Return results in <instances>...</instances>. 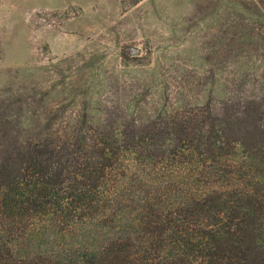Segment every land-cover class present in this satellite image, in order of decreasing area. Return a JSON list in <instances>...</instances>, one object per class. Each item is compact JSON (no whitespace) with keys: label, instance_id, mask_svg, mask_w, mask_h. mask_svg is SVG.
<instances>
[{"label":"rangeland","instance_id":"rangeland-1","mask_svg":"<svg viewBox=\"0 0 264 264\" xmlns=\"http://www.w3.org/2000/svg\"><path fill=\"white\" fill-rule=\"evenodd\" d=\"M131 1L0 0V151L40 132L144 126L158 138L147 149L153 158L114 167L109 189L114 212L124 207L136 226L146 218L145 237L197 220L195 190L233 185L220 162L198 171L186 153L174 155L185 144L175 127L186 121L194 131L230 102L264 98V0ZM51 224L26 216L0 221V264L48 263L79 240L97 242V229L69 236L68 223L53 231ZM161 253L157 246L151 256ZM219 253L236 259V252Z\"/></svg>","mask_w":264,"mask_h":264},{"label":"trees","instance_id":"trees-1","mask_svg":"<svg viewBox=\"0 0 264 264\" xmlns=\"http://www.w3.org/2000/svg\"><path fill=\"white\" fill-rule=\"evenodd\" d=\"M197 129L199 142L192 137ZM194 131L186 121L175 127L177 140L185 144L174 155L186 153L198 171L211 160L220 162L235 180L223 191L195 190L190 204L198 219L182 220L180 232L147 230L142 237L145 217H137L136 226L124 207L114 212L109 189L114 167L153 158L147 149L158 138L144 126L94 129L91 135L83 127L61 136L40 132L18 147L7 143L0 151V221L45 218L52 231L63 221L69 236L97 229V242L79 240L65 249L68 256L58 254L48 263L32 257L27 264H264V98L230 102ZM118 216L120 223L111 224ZM157 246L162 253L153 258ZM221 251L236 252V259Z\"/></svg>","mask_w":264,"mask_h":264},{"label":"water","instance_id":"water-1","mask_svg":"<svg viewBox=\"0 0 264 264\" xmlns=\"http://www.w3.org/2000/svg\"><path fill=\"white\" fill-rule=\"evenodd\" d=\"M128 49L130 50L131 54H134V55H137L140 52V49L137 47H129Z\"/></svg>","mask_w":264,"mask_h":264}]
</instances>
